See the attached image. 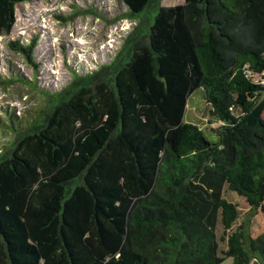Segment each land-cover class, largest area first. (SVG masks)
<instances>
[{
    "label": "trees",
    "instance_id": "obj_1",
    "mask_svg": "<svg viewBox=\"0 0 264 264\" xmlns=\"http://www.w3.org/2000/svg\"><path fill=\"white\" fill-rule=\"evenodd\" d=\"M32 1L0 0V38ZM113 1L131 20L150 10L147 28L41 91L48 112L0 107L15 135L0 151V264H217L218 221L232 264H264V233L252 237L250 218L233 230L238 206L223 198L264 215V124L237 135L264 94V0ZM35 44L8 48L34 70ZM16 82L32 85L14 73L0 85ZM198 90L216 141L184 122Z\"/></svg>",
    "mask_w": 264,
    "mask_h": 264
},
{
    "label": "rangeland",
    "instance_id": "obj_2",
    "mask_svg": "<svg viewBox=\"0 0 264 264\" xmlns=\"http://www.w3.org/2000/svg\"><path fill=\"white\" fill-rule=\"evenodd\" d=\"M184 0H160L161 7L181 5ZM94 5L95 12L87 10ZM151 11L144 12L138 20L126 17V10L113 0H39L21 4L16 8V22L10 35L0 38V83L8 81L10 74H22L31 86L21 83L0 85V107L12 108L17 115L24 111L32 114L48 112V101L40 92L56 93L69 84L73 73L83 75L107 65L120 49L129 32L140 22L147 28ZM35 40L33 60L37 68L25 63L23 58L8 48V43L20 41L27 44ZM1 114V113H0ZM264 124V94L259 100L255 113L237 129V135L250 139L251 127L256 121ZM184 122L201 129L209 141H216L211 131L219 124L209 121L207 106L200 90L188 99ZM264 141V133H260ZM15 138L8 129L0 127V151L9 146ZM262 144H256L259 150ZM223 198L236 204L239 219L233 224L234 230L242 220L250 218L252 237L264 233V215L250 217L249 208L243 198L224 190ZM223 229L218 221L215 231L217 264H232L226 258V243L221 240ZM252 264V263H251Z\"/></svg>",
    "mask_w": 264,
    "mask_h": 264
}]
</instances>
